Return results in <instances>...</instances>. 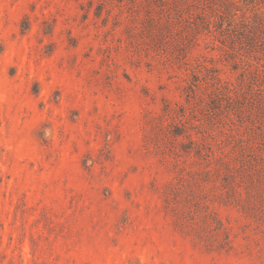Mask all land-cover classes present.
I'll return each instance as SVG.
<instances>
[{"label":"rangeland","instance_id":"374dc122","mask_svg":"<svg viewBox=\"0 0 264 264\" xmlns=\"http://www.w3.org/2000/svg\"><path fill=\"white\" fill-rule=\"evenodd\" d=\"M0 264H264V0H0Z\"/></svg>","mask_w":264,"mask_h":264},{"label":"clouds","instance_id":"9594fccd","mask_svg":"<svg viewBox=\"0 0 264 264\" xmlns=\"http://www.w3.org/2000/svg\"><path fill=\"white\" fill-rule=\"evenodd\" d=\"M44 131H45V136L47 137L50 134V130L45 129Z\"/></svg>","mask_w":264,"mask_h":264}]
</instances>
